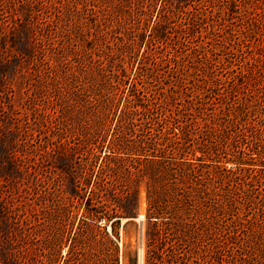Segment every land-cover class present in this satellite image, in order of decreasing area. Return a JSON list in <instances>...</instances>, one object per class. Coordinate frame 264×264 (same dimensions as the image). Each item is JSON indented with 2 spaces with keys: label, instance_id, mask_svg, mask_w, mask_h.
Masks as SVG:
<instances>
[{
  "label": "trees",
  "instance_id": "16d2710c",
  "mask_svg": "<svg viewBox=\"0 0 264 264\" xmlns=\"http://www.w3.org/2000/svg\"><path fill=\"white\" fill-rule=\"evenodd\" d=\"M250 1L218 0L219 12L231 14L229 23L213 19L216 3L204 10L180 4L171 27L169 0H123L122 14L104 16L98 0H89L79 8L88 30L75 36L91 46L78 51V39L66 34L59 41L66 45L51 50L60 69L43 58L48 48L42 42L37 48L27 39L22 49L32 60L37 53L43 59L44 68L33 66L47 90V104L37 115L39 134L50 140L71 132L63 114L69 99L95 115L94 128L84 133L91 146L85 175L70 177L80 198L91 183L87 199L93 207L86 209L94 219H110L115 229L123 217L137 215L145 182L147 217L156 219L159 248L147 264H226L225 248L235 264L256 260L254 245L264 233V7L256 13L247 7ZM22 3L0 0V28L13 42L23 30ZM198 26L208 31L197 35ZM170 27L183 32L177 42L190 49L182 57L168 47ZM11 46L8 52L21 54ZM65 49L74 56L63 57ZM164 56L181 71L164 77ZM187 57L193 62L185 63ZM18 120L24 128L26 118ZM239 137L247 141L235 143ZM7 147L0 155L3 180L21 171ZM234 147L242 155L231 157ZM43 152L49 153L46 147ZM74 157L71 151L64 160ZM18 202L5 207L6 215L0 210V264L16 260L7 248L27 259L33 218L23 211L24 200ZM191 242H202L204 254L194 255L200 249L192 251Z\"/></svg>",
  "mask_w": 264,
  "mask_h": 264
},
{
  "label": "rangeland",
  "instance_id": "374dc122",
  "mask_svg": "<svg viewBox=\"0 0 264 264\" xmlns=\"http://www.w3.org/2000/svg\"><path fill=\"white\" fill-rule=\"evenodd\" d=\"M121 1L123 0H98L100 15L104 16V12L110 11L122 14ZM169 2L173 7L195 3L201 10L216 3L213 19L217 21L224 18L226 23L230 22L231 14L219 12L218 0H169ZM82 6H89V0H23L20 10L24 17L19 22V28L23 26V30L20 31L19 39L11 41L12 34L2 33L0 28V155L3 153L2 146L6 144L10 158L21 170L15 177H8L7 180H3L0 175V210L6 215L5 207L19 206L21 204L18 201L22 199L23 211L26 210L33 218L27 259L23 258L18 250L7 248L8 254L16 258L12 259L13 264H147L149 256L151 254L157 256L159 249L157 227L153 225L156 219L147 217L148 202L144 181L139 186L140 201L137 215L123 217L115 229L111 227L110 219L103 217L96 221L87 211L88 205L93 207V203L87 199L91 183L84 198L74 194L71 189L70 177L83 179L85 175L83 166L91 146L87 143L84 133L89 132L88 129L94 128L96 124L93 112L81 111L73 99H69L64 104L63 114L71 132L68 135H55L50 140L39 134L37 115L47 104V90L44 85L37 83L33 66L37 62L41 64L40 68H44L43 59L37 53V59L32 60L22 49L27 39L36 43L37 48L42 42L48 48L43 58L49 59L60 69L61 63L53 57L54 52L51 50L58 44L66 45L64 42L59 43L66 34H71L75 38L81 30L84 32L88 30L87 19L79 12ZM247 7L256 13L261 12L264 0H251ZM3 9L9 13L11 11L7 5ZM177 9L174 7V10L170 11L168 21L171 27L178 21ZM171 27L168 31V47L172 53L182 57L190 49L177 42V34L180 36L183 32ZM207 31L208 29L202 26L194 29L197 35ZM78 37L75 38L79 41L77 43H80L78 51L86 45L91 46V43L83 42ZM12 44L17 51H22L21 54L12 55L8 52ZM96 50L93 48V51ZM63 55L72 58L74 53L65 49ZM226 56V53L222 54V57ZM161 61L166 66L162 69L164 77L168 75L169 70L177 73L181 71V65L174 61L169 62L167 56ZM191 62L193 60L187 57L185 63ZM21 116L26 118L25 127L22 129L19 128L18 120ZM239 140L240 142L236 138L235 143L244 144L247 141L240 137ZM249 144L253 145L251 139ZM57 145H60L58 150L53 151ZM74 145L76 148L71 150L70 147ZM44 147L49 151L47 155L43 152ZM70 150L75 157L64 160ZM230 153L231 157L242 155L235 147ZM225 156L227 155L222 152L221 157L224 159ZM30 161H34L36 165L27 167L23 164ZM228 165H233V162H228ZM256 231L259 234L261 229L256 228ZM261 236L259 242L254 245L253 256H256V260L250 258L251 264H264V233ZM191 243L192 251L200 249V252L194 255L204 254L202 242ZM3 250L5 249L0 244V254ZM229 252L231 251L226 248L222 249L226 262L232 264L234 262Z\"/></svg>",
  "mask_w": 264,
  "mask_h": 264
}]
</instances>
